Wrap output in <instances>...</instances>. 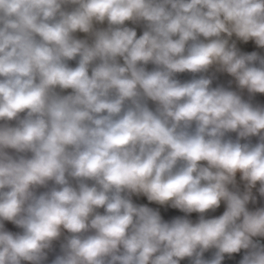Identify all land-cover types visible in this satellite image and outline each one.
Masks as SVG:
<instances>
[{
  "label": "clouds",
  "instance_id": "obj_1",
  "mask_svg": "<svg viewBox=\"0 0 264 264\" xmlns=\"http://www.w3.org/2000/svg\"><path fill=\"white\" fill-rule=\"evenodd\" d=\"M0 264H264V0H0Z\"/></svg>",
  "mask_w": 264,
  "mask_h": 264
}]
</instances>
